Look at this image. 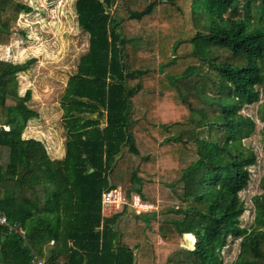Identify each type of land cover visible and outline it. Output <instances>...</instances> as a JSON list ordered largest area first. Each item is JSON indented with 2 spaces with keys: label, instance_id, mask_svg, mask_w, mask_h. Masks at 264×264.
I'll use <instances>...</instances> for the list:
<instances>
[{
  "label": "trees",
  "instance_id": "16d2710c",
  "mask_svg": "<svg viewBox=\"0 0 264 264\" xmlns=\"http://www.w3.org/2000/svg\"><path fill=\"white\" fill-rule=\"evenodd\" d=\"M31 11L0 0V46ZM75 11L89 47L61 100L62 159L23 136L39 113L18 75L34 60L0 59V214L8 221L0 264H224L230 237L240 240L234 264H264V175L250 227L241 226L240 195L257 164L244 143L257 123L242 111L262 100L264 135V0H152L140 9L76 0ZM156 184L168 189V207L120 223L128 206L102 215L104 192L122 187L128 202L133 194L147 202ZM185 235L194 249L182 246Z\"/></svg>",
  "mask_w": 264,
  "mask_h": 264
},
{
  "label": "rangeland",
  "instance_id": "374dc122",
  "mask_svg": "<svg viewBox=\"0 0 264 264\" xmlns=\"http://www.w3.org/2000/svg\"><path fill=\"white\" fill-rule=\"evenodd\" d=\"M16 1L29 4L32 11L19 16L11 44L0 46V59L12 63L34 60L28 71L18 75L20 93L24 95L28 89L32 90V100L29 105L39 113L38 119H33L28 123L23 136L44 142L52 158H63L66 152V134L61 100L69 78L76 73L80 58L88 50L89 35L78 26L75 11L76 0ZM151 1L122 0V2L131 4V7L135 9H140ZM121 15H127L124 7ZM262 101L242 111L244 115L250 116L257 123L254 134L244 141L246 145L254 149L257 164L250 167L251 181L248 188L240 193L247 206L241 218L242 227L252 225L255 217L252 199L255 195L262 193L264 135L262 133L263 124L258 119V109ZM162 113L171 114L172 111L164 105ZM146 194L150 201H141L149 205V208H142L145 211L158 212L172 204L168 189L162 185L149 186ZM134 196L136 195L133 194L132 200ZM195 243L194 236L190 238L189 235H185L182 240V246L187 249H194ZM239 252L240 240L230 237L227 247L222 251L223 263L234 264Z\"/></svg>",
  "mask_w": 264,
  "mask_h": 264
},
{
  "label": "built area",
  "instance_id": "2783aa9c",
  "mask_svg": "<svg viewBox=\"0 0 264 264\" xmlns=\"http://www.w3.org/2000/svg\"><path fill=\"white\" fill-rule=\"evenodd\" d=\"M141 201H142L141 198L138 195H136L133 197L132 202L129 203L124 194L122 187H116V188L110 189L104 192L102 195L103 216L110 217L116 212H119L125 206H132L134 208V211L137 214L146 212L145 209H142V208H145V207L149 208V205L144 204ZM0 224L8 225L7 218L2 214H0ZM21 233L24 234V231L21 230ZM33 264H46V262L42 259L36 258L33 261Z\"/></svg>",
  "mask_w": 264,
  "mask_h": 264
},
{
  "label": "water",
  "instance_id": "95a60500",
  "mask_svg": "<svg viewBox=\"0 0 264 264\" xmlns=\"http://www.w3.org/2000/svg\"><path fill=\"white\" fill-rule=\"evenodd\" d=\"M123 154H124V149H122L121 153L118 156H116L115 161H114L115 164L122 158ZM93 171H94V169L93 168H90L89 173H92ZM131 214H134V208L132 206H128L127 213L123 217H121L119 219V223L124 218L128 217Z\"/></svg>",
  "mask_w": 264,
  "mask_h": 264
},
{
  "label": "crops",
  "instance_id": "0c3cea01",
  "mask_svg": "<svg viewBox=\"0 0 264 264\" xmlns=\"http://www.w3.org/2000/svg\"><path fill=\"white\" fill-rule=\"evenodd\" d=\"M24 137H25V136H24ZM25 138H28V137H25ZM37 140H38V139H37ZM54 159H55V158H54ZM56 159H62V158H58V157H57ZM134 213H136V212L134 211ZM102 215H103V212H102Z\"/></svg>",
  "mask_w": 264,
  "mask_h": 264
}]
</instances>
